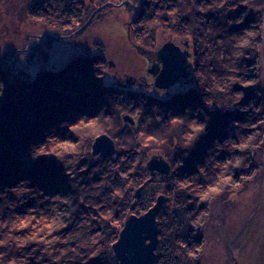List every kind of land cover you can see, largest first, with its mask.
Wrapping results in <instances>:
<instances>
[{
    "label": "trees",
    "instance_id": "16d2710c",
    "mask_svg": "<svg viewBox=\"0 0 264 264\" xmlns=\"http://www.w3.org/2000/svg\"><path fill=\"white\" fill-rule=\"evenodd\" d=\"M22 1L24 22L39 28L38 37L21 33L15 4L0 0V240L7 239L0 244V264H118L111 244L125 218L143 213L158 194L165 201L156 215L154 264H207L219 249L212 207L255 175V151L264 141V0H226L219 8L214 0H128L118 7L124 16L109 12L149 62L164 42L188 51L189 75L168 90L156 88L148 71L150 78L117 84L123 73L109 75L104 45L79 40L103 21L110 3L73 36L47 34L40 42L44 32L68 34L96 5L120 0ZM58 55L62 59L53 62ZM174 117L182 122L173 125ZM192 120L204 127L185 144ZM79 121L71 132L68 125ZM101 133L113 139V155L91 154ZM51 136L72 141L76 150L34 158L40 145L50 147ZM152 155L168 161L169 174L154 176L135 198V188L149 177L145 163ZM235 157L241 166L224 170L231 182L201 199L198 193L215 184L220 166ZM185 180L191 183L180 188ZM17 187L29 191L17 195ZM240 204L225 200L224 218ZM17 217L30 219L14 227ZM33 233L19 245L17 237ZM233 258L222 257L221 264H235Z\"/></svg>",
    "mask_w": 264,
    "mask_h": 264
},
{
    "label": "rangeland",
    "instance_id": "374dc122",
    "mask_svg": "<svg viewBox=\"0 0 264 264\" xmlns=\"http://www.w3.org/2000/svg\"><path fill=\"white\" fill-rule=\"evenodd\" d=\"M126 1L128 0H120L118 2L106 1L96 5L90 14L92 12L94 14L95 11L100 10L102 7L97 10L96 7L107 2L110 4L112 3L113 9L108 10L107 14L104 13L103 15L105 16L103 21L92 26L84 33L82 38H79V40L83 43V41L91 42V39H96L104 45L105 54L108 57L107 61L112 59L114 63L113 66L108 65L110 67L108 73L114 79L121 77L117 72L118 69L123 73L122 80L126 76H133L138 79H140V76H147V78H150L147 72V69L151 67L150 62L144 55H141V53L137 51V48L128 40L124 24L122 25L115 22L113 18L115 14L124 16L123 12L121 13L118 7ZM10 2L15 4L13 9L14 16L23 21L20 32L38 37L40 35L38 32L39 28L37 26L34 28L33 25L24 22V12L20 10V6L23 5L24 2L22 0H8V4ZM91 2H93V0H91ZM109 12L115 13L114 16L112 14L109 16ZM72 32L58 35L51 31H46L42 34L40 42L47 34H53L58 37H70L69 34ZM262 37V44L259 48V52L262 65H264V24ZM15 38L19 39V36L15 35ZM68 48L67 46L65 49L66 54ZM62 57L63 55H58V57L53 59V62H58ZM187 69L189 70L188 64ZM255 161L258 167L255 175L246 180L238 189L228 196H224L226 202L229 200H233V202L240 200L241 204L239 208L237 207L230 210L232 214L226 220L223 216V204L225 200L215 202L212 207V232L219 242V249L209 256L207 264H221L222 257L224 258L230 254L234 255L232 261L235 262V264H264V141L255 151Z\"/></svg>",
    "mask_w": 264,
    "mask_h": 264
},
{
    "label": "water",
    "instance_id": "95a60500",
    "mask_svg": "<svg viewBox=\"0 0 264 264\" xmlns=\"http://www.w3.org/2000/svg\"><path fill=\"white\" fill-rule=\"evenodd\" d=\"M109 3V2H107ZM96 7L100 9L102 6ZM112 4V3H111ZM138 4L137 6H139ZM93 12L87 20L73 31L69 36L81 30L90 20ZM17 51V50H16ZM15 51V52H16ZM159 61L147 69L152 73L153 85L158 89L168 90V88L181 78L189 75L187 69L188 51L181 48L173 42H164L157 51ZM109 66H113L112 59L107 61ZM136 80L133 76H126L123 81H117V84L126 85L134 83ZM122 119L130 124L134 123L132 116L129 114L122 115ZM116 147L113 139L106 133H101L92 141L91 154L99 157L113 155ZM149 172V177L144 180L137 188L133 195L139 197L142 190L149 181L156 175L167 176L170 171V165L161 155H152L145 163ZM165 201L163 194H158L154 203L141 214H129L119 230L116 240L111 244L113 256L118 264H154L156 260L155 248L158 244V224L156 215Z\"/></svg>",
    "mask_w": 264,
    "mask_h": 264
},
{
    "label": "clouds",
    "instance_id": "9594fccd",
    "mask_svg": "<svg viewBox=\"0 0 264 264\" xmlns=\"http://www.w3.org/2000/svg\"><path fill=\"white\" fill-rule=\"evenodd\" d=\"M225 2H226V0H218V3H217L214 0L215 7H217V8L222 7L225 4ZM242 2L246 3L247 0H242ZM207 7H212V5H208ZM231 7L234 8L235 5H231ZM201 10L203 11L205 9L202 8ZM172 12H175V9H172ZM241 43H247V41H241ZM235 55L239 56L240 53L237 52ZM241 83L247 85V84L253 83V81H241ZM238 99H239V94L236 95V100H238ZM171 122L173 125H175V124L181 123L182 121L174 117ZM88 123H89V125H92L95 123V121L90 120ZM82 124H83V121H79L76 124H69L68 129L71 132H75L80 128V126ZM189 127L192 129V131L185 134V140H184L185 144L190 143L192 141V139L195 137V135L201 129H203L204 125L198 124V123H196L195 120H192ZM48 141H49L50 147L46 148L45 145H40L32 153L34 158L41 153H46L49 151L54 152L57 156H61L62 155L61 151H58L57 149H62L65 152L76 150V144H73L72 141H70V140H57V138L55 136H51V137H48ZM245 144H246V142L241 143L240 145H234V146L243 148V147H245ZM241 159H242L241 157H235L234 159L225 161L224 164L220 166L222 168V171L218 174V178H217L215 184L209 185L208 188L204 192L198 193V195H200V198L205 199L206 197H209L210 193L220 192L225 184H228L229 182H231V173L229 172L228 175H224V170H227L229 164L232 165L233 168L240 167L241 166ZM200 171L203 172L204 169L201 168ZM23 183L24 182L22 181L21 184H23ZM178 183H179L180 188H185V187H187L188 184L191 183V181L185 180V181L178 182ZM235 186H236V183H233V187H235ZM188 190L192 191V189H188ZM12 191H14L17 195H20L22 192L29 191V189L23 188V187H17V188H13ZM116 194L117 195L120 194L119 190H117ZM0 195H3V194H0ZM5 203H7V201H5ZM145 211H146V209H145ZM110 214L111 213H108V215H110ZM29 219H30V217H25L23 219H21L20 217H17V221L14 222L13 226L14 227H25L27 225ZM113 223H117V222L113 221ZM51 226H55V223L53 225H50V227ZM117 226H119V224ZM33 238H35V233H33L32 235L25 237V238L17 237L16 239L18 240L19 245H22L26 239H33ZM4 243H7V239L0 240V244H4ZM3 255H5V254L0 253V256H3ZM8 264H24V262L22 260L17 262L15 259H12V260L8 261Z\"/></svg>",
    "mask_w": 264,
    "mask_h": 264
},
{
    "label": "flooded vegetation",
    "instance_id": "af4514ba",
    "mask_svg": "<svg viewBox=\"0 0 264 264\" xmlns=\"http://www.w3.org/2000/svg\"><path fill=\"white\" fill-rule=\"evenodd\" d=\"M180 46V45H179ZM182 49L184 48L183 46H180ZM159 61V59H158V57H157V52H156V54H155V56H154V58L150 61V64H151V66L152 65H156V63ZM155 70H152V73L154 72Z\"/></svg>",
    "mask_w": 264,
    "mask_h": 264
},
{
    "label": "bare ground",
    "instance_id": "6f19581e",
    "mask_svg": "<svg viewBox=\"0 0 264 264\" xmlns=\"http://www.w3.org/2000/svg\"><path fill=\"white\" fill-rule=\"evenodd\" d=\"M107 4H108V3H107ZM107 4H106V5H107ZM106 5H104V6H106ZM102 7H103V6H102Z\"/></svg>",
    "mask_w": 264,
    "mask_h": 264
}]
</instances>
